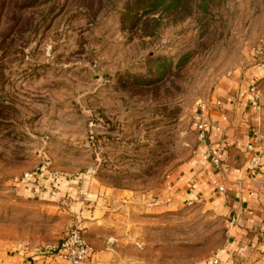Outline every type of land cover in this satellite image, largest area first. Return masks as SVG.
Here are the masks:
<instances>
[{"label": "rangeland", "instance_id": "374dc122", "mask_svg": "<svg viewBox=\"0 0 264 264\" xmlns=\"http://www.w3.org/2000/svg\"><path fill=\"white\" fill-rule=\"evenodd\" d=\"M254 67L264 0H0V249L85 232L82 194L62 202L18 187L45 167L78 193L87 179L104 190L114 234L153 263L213 256L225 217L199 200L161 213L158 198L201 141V108ZM253 87L264 134V78Z\"/></svg>", "mask_w": 264, "mask_h": 264}, {"label": "crops", "instance_id": "0c3cea01", "mask_svg": "<svg viewBox=\"0 0 264 264\" xmlns=\"http://www.w3.org/2000/svg\"><path fill=\"white\" fill-rule=\"evenodd\" d=\"M247 76L243 80L230 76L224 94L201 108L199 124L210 126L207 138L160 189L158 201L164 205L159 208L161 213L199 200L227 220L223 246L213 256L194 264H264V134L252 116L257 99L251 92L253 85L264 78V67H254ZM254 154L260 155L261 162L258 171L251 172ZM215 158L220 159L219 165L213 162ZM67 178H55L41 167L33 173L31 182L21 178L18 187L29 197L62 202L71 196H84L81 216L87 218L84 233L93 252L80 264H158L146 255L145 248L114 234L104 190L99 192L98 186L87 179L78 193L74 190L76 182ZM0 264L71 263L45 249H0Z\"/></svg>", "mask_w": 264, "mask_h": 264}, {"label": "built area", "instance_id": "2783aa9c", "mask_svg": "<svg viewBox=\"0 0 264 264\" xmlns=\"http://www.w3.org/2000/svg\"><path fill=\"white\" fill-rule=\"evenodd\" d=\"M251 92L254 94L255 98H259V91L255 87H252ZM209 124L200 123L197 126L199 132L200 140H205L208 136ZM250 150L253 151V148L250 147ZM205 159H208V156H204ZM216 165L220 164V159L215 158L213 161ZM261 158L259 154H254L250 160L249 169L251 172L258 171L260 167ZM54 177V176H53ZM55 178H61L59 175H56ZM22 179L27 182L33 180V173H26L23 175ZM221 191H225L224 188H221ZM192 204V203H190ZM49 253L53 254L55 257L61 260L70 262L71 264H80L88 259V257L93 252L91 245L88 243V240L85 236V233L81 229H75L66 234V236L57 244L52 247L48 246L46 249Z\"/></svg>", "mask_w": 264, "mask_h": 264}]
</instances>
